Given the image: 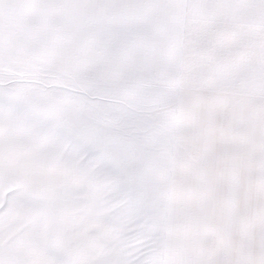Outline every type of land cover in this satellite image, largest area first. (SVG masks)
Returning a JSON list of instances; mask_svg holds the SVG:
<instances>
[{"label": "snow or ice", "instance_id": "1", "mask_svg": "<svg viewBox=\"0 0 264 264\" xmlns=\"http://www.w3.org/2000/svg\"><path fill=\"white\" fill-rule=\"evenodd\" d=\"M0 264H264V0H0Z\"/></svg>", "mask_w": 264, "mask_h": 264}]
</instances>
